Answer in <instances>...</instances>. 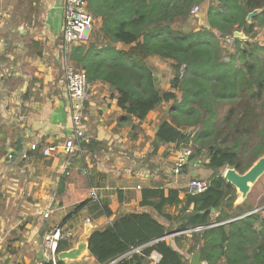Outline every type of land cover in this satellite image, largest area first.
Instances as JSON below:
<instances>
[{"label":"trees","instance_id":"obj_1","mask_svg":"<svg viewBox=\"0 0 264 264\" xmlns=\"http://www.w3.org/2000/svg\"><path fill=\"white\" fill-rule=\"evenodd\" d=\"M201 1L87 0L99 27L87 43L72 48L70 60L87 72L90 83L111 86L126 119L143 120L163 102L174 101L173 120L159 125L157 140L192 143V158H201L206 151L205 165L212 175L204 192L187 193L184 199L175 189L143 192V205L153 206L167 220L182 221L179 231L191 230L176 237L177 246L190 235L191 251H198L208 264H264V215L258 210L243 216L255 209L242 205L235 207V214L227 212L234 208L238 193L223 175L228 167L245 173L264 155V46L234 37L236 31L252 37L256 27L264 25V0H218L208 8L209 26L198 31L185 32L172 25L189 18ZM254 11L258 12L248 21ZM229 36L236 48L225 55L222 39ZM155 55L173 61L171 90L156 84L149 63ZM176 89L182 91L180 101ZM182 126L197 129L192 134ZM85 204L77 205L63 223ZM168 205L179 209L178 216L164 212ZM100 208L111 214L107 206ZM171 231L151 213H128L94 231L88 247L97 264H150L154 252L162 256L157 264H191L164 238ZM70 247L61 240L57 254ZM137 247L141 252L122 257ZM42 264L54 262L47 259ZM56 264L63 260L57 257Z\"/></svg>","mask_w":264,"mask_h":264},{"label":"crops","instance_id":"obj_2","mask_svg":"<svg viewBox=\"0 0 264 264\" xmlns=\"http://www.w3.org/2000/svg\"><path fill=\"white\" fill-rule=\"evenodd\" d=\"M16 4L26 6V13L32 9L34 17H42L43 28H17L11 24ZM63 26V0H0V195L6 198L4 201L0 197V203L6 209L20 210L23 216L22 223L13 224L8 215H0V264H42L49 259L45 234L61 225L83 201L84 207L62 225L71 232L69 249L81 242L88 245L94 231L104 229L119 215L148 212L172 228L166 241L191 262L196 252L191 251V236L183 237L180 246L175 240L181 237L178 226L182 221L167 220L153 206L143 205V192L148 188H164L166 193L175 189L184 199L189 181L209 179L212 170L202 172L208 159L195 157L182 174H173L172 166L184 145L157 140L159 125L163 119L168 120L158 116L157 109L143 120L126 119L111 86L91 82L84 124L92 136V146L71 157L60 154L47 158L29 150L32 143L40 147L63 143L73 133L71 104L61 82L66 54ZM161 59L151 56L149 63L157 86L171 90L173 75L168 77L166 70L164 75L155 68L154 61L159 63ZM21 151H28L27 160L19 158ZM10 153H14V159H8ZM260 179L246 199L237 190L234 208H227V212L235 214L237 205L249 206ZM93 188L100 202L91 198ZM101 205L107 206L111 214L107 215ZM251 207L264 215V204ZM46 211H50L48 217ZM164 212L176 217L179 209L168 205ZM18 223L23 231H14ZM63 264H97V260L86 247L80 256L64 259Z\"/></svg>","mask_w":264,"mask_h":264},{"label":"built area","instance_id":"obj_3","mask_svg":"<svg viewBox=\"0 0 264 264\" xmlns=\"http://www.w3.org/2000/svg\"><path fill=\"white\" fill-rule=\"evenodd\" d=\"M217 4L218 0H207L209 3ZM201 10L199 5H194L192 13H197ZM96 18L88 7L87 0H65L64 4V26H63V41L65 49L64 60V72L61 82L66 86L67 94L71 104V114L74 122L73 133L63 143H53L40 147L36 143H32L29 146V150L33 152H41L44 157L55 158L60 154H65L69 157L78 153L84 152L87 145L92 142V136L87 132L84 119L86 116V103L90 97L91 83L88 81L87 72L83 68L77 67L70 60V53L74 45L81 43H87L91 36ZM233 39L228 37L227 39ZM193 150L187 146H184L179 152L174 165L172 166V172L175 175L183 173L185 166L188 165L193 155ZM14 153L8 155V159H14ZM19 158L21 160H27L29 158L28 151L19 152ZM210 186V180L205 178H194L189 181L186 186V193L196 195L204 192ZM140 188V186H138ZM91 198L95 202H100V197L96 188H93L90 192ZM255 212V211H252ZM50 211L45 212V217H48ZM87 221H90L87 219ZM199 229V228H197ZM188 231H180L179 233H185ZM71 232L65 230L63 226L58 225L53 227L44 236L45 252L49 259H52L54 264L58 257L57 249L61 240L69 239ZM136 252H141V247H137L126 253L124 256H130ZM121 257V258H122ZM162 258L161 254L154 252L152 254V263L157 264L159 259ZM112 262L111 264H113ZM201 264H208L207 261H202Z\"/></svg>","mask_w":264,"mask_h":264},{"label":"rangeland","instance_id":"obj_4","mask_svg":"<svg viewBox=\"0 0 264 264\" xmlns=\"http://www.w3.org/2000/svg\"><path fill=\"white\" fill-rule=\"evenodd\" d=\"M19 2L21 3V1H19ZM206 2H207V0H203V1L195 4V5L200 6L201 10L199 12L192 13L191 16L187 19H183V20L177 19L175 22H173L172 25L175 28H180L181 30H184L185 32L198 31V30L203 29V27L209 26L208 21H207L208 8L209 7L205 6ZM63 3L65 4L64 0H63ZM211 4H213V3L212 2L209 3V6ZM32 13H33L32 9H31L30 13H29V11L26 13V6L22 7L21 5L16 4L15 11L12 13V18L10 19L11 24L16 25L17 28H43V23H42L43 18L38 17V16L34 17ZM98 27H99V23H98V21H96L94 24V27H93V31H92V38H93L94 33L97 32ZM214 31L217 34H219L217 29H215ZM236 33H238L239 35L237 34V36H236V34L234 33V37H237V38H240L243 40L257 41L261 46H264V25H258L256 27L255 33L252 37H247L245 34L243 35L242 31H236ZM229 37H232V36H229ZM222 42H223V47L225 50V55H227V52L229 53V52H232L235 50L236 47L234 45V40L232 38L231 39H225V41H224V39H222ZM154 62L157 63V66L155 68H159L158 70L161 72V74H164V71L166 70V72H167L166 74H168V77H170L171 75H173L172 79L175 77V70L172 66V62H173L172 60L162 58L161 62L159 61V63H158L156 60ZM63 63H65V61H63ZM165 63H166V65H165ZM183 69H184V67H183ZM163 81L164 80L162 79V82ZM171 89H172V87H171ZM176 92L178 95V100L180 101L182 99V91L180 89H176ZM173 106H175L174 101L163 102L157 108L158 116H163L162 118H166L168 120H173L172 114H171ZM227 107H228V105L225 104L222 107V110L224 111ZM163 120H165V119H163ZM182 128L186 132L192 133V134H194V132L197 129V127H195V126H191V127L190 126H187V127L182 126ZM184 146L191 148L194 152V146L192 143H190L188 145L184 144ZM206 158H207V153H206V151H204L202 153L201 159L204 160ZM226 169L227 168H225V170ZM201 170H202V172L205 170L208 171L209 168L208 167H202ZM253 190L254 191L251 194V197L249 198V200H250L249 206L263 205L264 204V175L261 177L259 183L254 187ZM239 195L241 196L240 193H239ZM0 197H2V200H4V201L6 200V198L3 199L2 195H0ZM0 205L2 206L0 208V215H4V216L8 215L9 218L13 219V221H12L13 224H14V222H20V223L23 222V219H22L23 216L20 213V210H15V209L10 208V207H9V209H6L2 202L0 203ZM20 223H18V225L16 226L14 231L18 232L19 228H22V231H23V227L20 226ZM5 231H6V229H5Z\"/></svg>","mask_w":264,"mask_h":264},{"label":"water","instance_id":"obj_5","mask_svg":"<svg viewBox=\"0 0 264 264\" xmlns=\"http://www.w3.org/2000/svg\"><path fill=\"white\" fill-rule=\"evenodd\" d=\"M258 11L250 13L247 17V20H251ZM236 36L238 33H236ZM244 35V33H242ZM239 35V34H238ZM225 179L236 187L238 192L241 194L243 199H246L250 193L252 186L257 183V181L264 175V156L260 157L245 173L238 172L235 168L228 167L224 171ZM212 212H215V208H212ZM253 212L247 213L243 216L249 215ZM173 232V233H177ZM172 233V234H173ZM171 233H168L164 236L167 238ZM88 247L87 243L81 242L77 248H71L69 250H63L58 253V259H74L81 255L83 250ZM89 248V247H88ZM161 258L159 259V261ZM201 263V254L196 251L191 257V264H200Z\"/></svg>","mask_w":264,"mask_h":264},{"label":"clouds","instance_id":"obj_6","mask_svg":"<svg viewBox=\"0 0 264 264\" xmlns=\"http://www.w3.org/2000/svg\"><path fill=\"white\" fill-rule=\"evenodd\" d=\"M252 212V211H251Z\"/></svg>","mask_w":264,"mask_h":264}]
</instances>
